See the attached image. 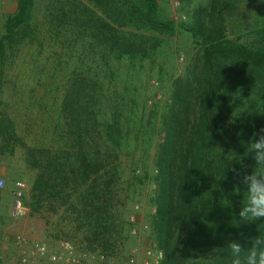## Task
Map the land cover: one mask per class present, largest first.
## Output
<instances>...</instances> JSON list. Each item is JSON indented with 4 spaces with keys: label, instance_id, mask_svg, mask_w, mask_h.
<instances>
[{
    "label": "trees",
    "instance_id": "obj_1",
    "mask_svg": "<svg viewBox=\"0 0 264 264\" xmlns=\"http://www.w3.org/2000/svg\"><path fill=\"white\" fill-rule=\"evenodd\" d=\"M84 1L102 15L94 26L100 46L119 56L132 53L123 30L170 36L176 28L172 20L158 17L155 0ZM32 4L16 1L3 23L0 56L15 33L26 31ZM180 26L197 57L188 76L172 84L154 163L150 226L161 252L159 264H230L231 239L245 248L257 236L264 239V220H239L246 192L229 170H254L250 146L264 128V0H208L205 12L195 8ZM92 102L84 79L74 80L67 94V124L83 184L84 246L107 252L122 230L98 153ZM52 163L55 170L65 166L59 157Z\"/></svg>",
    "mask_w": 264,
    "mask_h": 264
},
{
    "label": "rangeland",
    "instance_id": "obj_2",
    "mask_svg": "<svg viewBox=\"0 0 264 264\" xmlns=\"http://www.w3.org/2000/svg\"><path fill=\"white\" fill-rule=\"evenodd\" d=\"M16 1L0 0V37L3 23L14 11ZM155 2L158 17L172 20L176 28L170 36L123 30L122 34L132 42L131 55L119 56L100 46L101 34L94 31V26L102 20V15L84 0H33L26 31L15 33L12 44L5 46V49H19L24 77L32 75L35 68L42 78L45 67L50 65L52 69L67 66L68 75L83 78L93 101L97 135L105 140L110 132V144L117 146L116 160L109 158L108 175L113 182L116 224L122 231L112 251L93 249L105 255L101 264H123L129 257L140 264L146 247L157 250L150 226L157 148L163 137L173 81L185 79L197 57L196 46L180 24L189 22L195 8L205 12L208 4V0ZM10 150L11 143L4 154L0 150V174L5 178L0 195L4 198L12 193L15 181ZM9 206L7 201L0 203V229L12 223ZM129 213L135 215L139 224L147 223L149 227L136 236L130 235L125 223ZM11 233H4V237L9 240ZM57 236L76 245L86 244L84 238L81 243L77 235L64 227L39 240L52 244ZM10 253L7 244L0 251L4 257L1 264H7Z\"/></svg>",
    "mask_w": 264,
    "mask_h": 264
},
{
    "label": "crops",
    "instance_id": "obj_3",
    "mask_svg": "<svg viewBox=\"0 0 264 264\" xmlns=\"http://www.w3.org/2000/svg\"><path fill=\"white\" fill-rule=\"evenodd\" d=\"M20 54L18 48H9L0 56V139L3 154L11 143L13 184L24 183L19 195L27 212L0 229V251L7 246L4 233L17 231L43 240L64 227L82 243L86 231L83 184L67 124V94L78 77L68 75L67 66L52 69L50 65L42 78L35 68L32 75L24 77ZM110 135L105 140L99 134L96 138L114 203L113 182L108 174L109 158L116 160L117 146L110 144ZM57 157L65 163L60 170L52 167ZM12 188L9 196L0 195V203L12 202L16 193ZM58 240L73 243L58 236L54 242Z\"/></svg>",
    "mask_w": 264,
    "mask_h": 264
},
{
    "label": "built area",
    "instance_id": "obj_4",
    "mask_svg": "<svg viewBox=\"0 0 264 264\" xmlns=\"http://www.w3.org/2000/svg\"><path fill=\"white\" fill-rule=\"evenodd\" d=\"M4 186L5 178L0 174V190ZM13 187L16 193L9 206V218L16 220L27 212V208L19 195L25 185L21 181H16ZM137 208L135 207V209ZM125 223L129 234L132 236H136L139 231L149 227L147 223L139 224L135 215L131 213L127 215ZM4 239L11 248L7 264H101L104 263L106 258L103 253L87 249L84 245H75L63 240L49 244L30 238L19 231L11 233L9 240L6 237ZM3 258V255L0 254V264L3 262ZM160 259L161 253L158 250L146 247L142 253L140 264H157ZM123 264H136V261L134 258L129 257Z\"/></svg>",
    "mask_w": 264,
    "mask_h": 264
},
{
    "label": "clouds",
    "instance_id": "obj_5",
    "mask_svg": "<svg viewBox=\"0 0 264 264\" xmlns=\"http://www.w3.org/2000/svg\"><path fill=\"white\" fill-rule=\"evenodd\" d=\"M250 156L255 165L254 170L229 169L240 178L239 184L243 185L246 192V202L237 214L245 224L264 220V128L260 129L251 143ZM247 167L242 165V169ZM227 247L231 256L230 264H264V239L259 236L251 239L250 247L245 248L237 239H231Z\"/></svg>",
    "mask_w": 264,
    "mask_h": 264
}]
</instances>
